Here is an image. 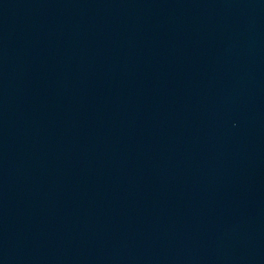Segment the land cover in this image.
Returning <instances> with one entry per match:
<instances>
[{
    "label": "water",
    "instance_id": "1",
    "mask_svg": "<svg viewBox=\"0 0 264 264\" xmlns=\"http://www.w3.org/2000/svg\"><path fill=\"white\" fill-rule=\"evenodd\" d=\"M0 264H264V0H0Z\"/></svg>",
    "mask_w": 264,
    "mask_h": 264
}]
</instances>
